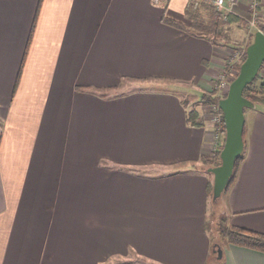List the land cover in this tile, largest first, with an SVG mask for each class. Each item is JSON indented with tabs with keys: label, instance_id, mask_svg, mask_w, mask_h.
I'll return each instance as SVG.
<instances>
[{
	"label": "crops",
	"instance_id": "1",
	"mask_svg": "<svg viewBox=\"0 0 264 264\" xmlns=\"http://www.w3.org/2000/svg\"><path fill=\"white\" fill-rule=\"evenodd\" d=\"M205 2L0 0V264H215L214 133L186 99L228 64L197 25ZM245 114L221 212L264 233V108ZM221 247L222 264H264Z\"/></svg>",
	"mask_w": 264,
	"mask_h": 264
},
{
	"label": "water",
	"instance_id": "2",
	"mask_svg": "<svg viewBox=\"0 0 264 264\" xmlns=\"http://www.w3.org/2000/svg\"><path fill=\"white\" fill-rule=\"evenodd\" d=\"M264 64V30L257 29L253 40L246 47V57L237 75L232 79L228 92L219 99L225 123V141L221 149V163L208 167L214 175L213 201L219 200L226 190L234 172L237 158L245 148L244 129L246 123L245 110L256 107V103L244 95L247 85L258 76ZM218 258L223 255V249H216Z\"/></svg>",
	"mask_w": 264,
	"mask_h": 264
},
{
	"label": "trees",
	"instance_id": "3",
	"mask_svg": "<svg viewBox=\"0 0 264 264\" xmlns=\"http://www.w3.org/2000/svg\"><path fill=\"white\" fill-rule=\"evenodd\" d=\"M206 3V11L211 16V20L209 23L204 24H197L200 28L204 29V32L208 35L212 36L214 42H219L223 40L226 44L231 43V37L229 36L227 32V27L231 24H237L239 27H245L246 22L239 17V15L235 13H229L227 19H224V14L221 10H219L215 5L210 4L208 2ZM198 19L195 21L197 22ZM199 22V21H198ZM201 22V21H200ZM198 27V28H199ZM264 30V25L261 27ZM255 33V32H254ZM254 33L251 34V40L254 36ZM247 47V45H246ZM246 47L244 49V56L241 62H239L235 68L237 72L240 70V66L242 62L244 61L246 57ZM260 78L259 75L255 78V80L246 86L244 90V95L253 100L256 104H264V90L262 87V84L257 88V83L259 82ZM221 98L220 95H216V89L213 90L212 95L207 94L204 95V100L207 103H214L216 105L219 104V99ZM246 111V110H245ZM190 118L193 120L194 123H198V113L197 111H191L190 112ZM244 141L246 143L245 139V129H244ZM244 153H242L236 160L234 172L232 174L231 180L227 187L235 180L237 176V170L238 166L240 164V161L243 159ZM205 163L208 165H217L221 163V157L220 152H218L217 156H212L211 158H207L204 160ZM210 194H213V183L210 184L209 187ZM217 231L219 233V238L215 239L214 244V251H213V257L215 255L216 249L218 246H222L223 242H230L235 243L239 245H244L256 249H260L264 251V233L255 231L246 227L236 226V225H229L227 222V217L225 214L221 213L219 215L218 221H217ZM222 248V247H221ZM218 254V253H217ZM215 261V264H222L223 263V255L221 258L216 257L213 258Z\"/></svg>",
	"mask_w": 264,
	"mask_h": 264
},
{
	"label": "rangeland",
	"instance_id": "4",
	"mask_svg": "<svg viewBox=\"0 0 264 264\" xmlns=\"http://www.w3.org/2000/svg\"><path fill=\"white\" fill-rule=\"evenodd\" d=\"M237 9L238 8H236V10ZM249 9H250V7L247 5V9L244 12L240 13V14L249 17L250 16L249 15V12H250ZM260 14H261V16L259 18V23H258V26L259 27H250L247 24V22L242 18L246 22L245 27L242 28V27H239L237 24H235V25H233L232 28L229 27V29H227V32H228V34H229V36L231 37V40H232L229 45L226 44L229 47V48L227 47V50H228V59L230 57H232V56H235L241 62L242 59H243V56H244V49H245L246 45H248L253 40V38L251 40V34L254 33L257 29H260L264 25V2H263V0H262V7H261V13ZM236 25L239 27V29H237ZM221 41H223V40H221ZM237 51L240 52V54H241L240 57H239V55L238 56L235 55V52H237ZM238 60H237V62L235 64V66L239 63ZM227 65H225L223 67V69ZM263 68H264V64H263L262 68L260 69V73L258 74L260 80H259V82L256 85L257 88L260 85V83L262 82L261 78H262V75H263L262 74L263 73ZM157 82L158 81H156V80H148L147 83H144L143 81H140L139 82L137 80L124 79L119 90L130 91L132 89L138 88L140 85L147 86V87H149V86H151L153 84L161 85V84H157ZM215 82H217V79H216ZM158 83H161V82H158ZM214 89H216V88H214ZM206 92H209L208 94H211L212 95V92L213 91L211 92V89H210V90H208ZM216 95H220V92H218L217 89H216ZM195 97H196V95H195ZM221 97H223V96H221ZM186 99L188 100V102L190 104H192L193 107L198 104V106H199V108L201 110L202 118L199 116L197 119L202 122V121H204L207 118L208 121L211 123V128H213V130H215L216 127L214 125L213 120L211 119V116L213 114H215V111H216V106L215 105L216 104L210 103V102L207 103L205 100L202 101L200 97H198V100H197V97L194 99V97H193L192 94L186 95ZM256 106L259 107V108H264V104H256ZM246 109L247 110H250V107H247ZM197 113H199V112L197 111ZM223 145H224V142L222 143V140H220L219 143H216L214 141V135H213V150H212V153L213 154L211 156H214L215 157V156H217L218 152L221 153V149H222ZM205 164H203L202 166H205V167L206 166L207 167L212 166V165H208L207 163H205ZM211 177H212V181H213L214 180V175L212 173H211ZM220 200H221V198L219 200H216L215 201L216 208L214 210V213L210 215V218H211V220H210L211 225H209L210 226V231H211L213 237H216V238H219V233L217 231V221H218L219 215L222 213L221 212L222 211V208H221V205H220L221 204L220 203L221 202ZM217 253L218 252L216 250L215 255H214V258L215 259L218 256Z\"/></svg>",
	"mask_w": 264,
	"mask_h": 264
},
{
	"label": "built area",
	"instance_id": "5",
	"mask_svg": "<svg viewBox=\"0 0 264 264\" xmlns=\"http://www.w3.org/2000/svg\"><path fill=\"white\" fill-rule=\"evenodd\" d=\"M195 2V5L197 6L199 3V0H193ZM211 1L219 10H221L224 14V19H227L229 13H235L236 11V5L239 0H209ZM248 6L250 7V12H249V17L241 14L239 15L241 18H243L247 24L250 27H259V18L261 16V7H262V0H249ZM235 55L239 57L241 56L240 52H235ZM240 59V58H239ZM238 58L235 56H232L228 59V65L218 74L217 77V82L215 84V88L217 89L218 92H220L221 96H225L228 92L230 83L232 79L237 75V71L235 68V64L237 62ZM238 62H240L238 60ZM260 73V72H259ZM262 87L264 90V68H263V73H262ZM216 106V111L215 114L211 116V119L214 122L215 125V130L214 132V141L216 143H219L220 140H222V143L225 141V134H226V129H225V123H224V116L222 113V110L218 105Z\"/></svg>",
	"mask_w": 264,
	"mask_h": 264
}]
</instances>
